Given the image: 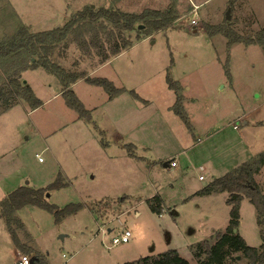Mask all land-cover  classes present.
Listing matches in <instances>:
<instances>
[{
  "label": "rangeland",
  "instance_id": "374dc122",
  "mask_svg": "<svg viewBox=\"0 0 264 264\" xmlns=\"http://www.w3.org/2000/svg\"><path fill=\"white\" fill-rule=\"evenodd\" d=\"M228 1L177 0L181 17L171 27L134 40L132 47L95 66L97 59L78 49L79 32L92 37L93 31L76 13L88 6L162 11L174 1L0 0V42L21 26L39 33L74 20L53 60L125 89L111 100L102 88L77 83L74 91L91 114L88 125L63 96L32 114L23 103L0 113V200L20 186L45 188L62 172L69 185L49 191L48 203L95 205L100 220L84 208L55 223L52 214L25 206L16 212L25 231L18 232L21 243L49 264H126L168 250L197 264L191 247L223 233L230 211L226 192H197L264 151V51L242 43L229 47L225 37L210 38L204 31L205 24L229 22L237 33L254 35L264 27V0H236L231 8ZM193 5L198 6L195 14L187 12ZM167 74L180 88L191 129L170 109L176 95L168 89ZM22 81L40 100L61 90L59 80L41 68L23 72ZM172 159L177 166L164 167ZM255 180L264 193V167ZM156 194L161 214L151 212L146 202ZM125 230L129 242L112 245ZM237 231L246 245L261 244L255 208L245 198ZM22 255L28 256L14 246L0 219V264H14ZM226 264L247 263L238 253Z\"/></svg>",
  "mask_w": 264,
  "mask_h": 264
},
{
  "label": "trees",
  "instance_id": "16d2710c",
  "mask_svg": "<svg viewBox=\"0 0 264 264\" xmlns=\"http://www.w3.org/2000/svg\"><path fill=\"white\" fill-rule=\"evenodd\" d=\"M165 10L145 9L140 13H125L121 10L100 8L93 9L91 6L76 13V19L90 24L93 35L87 36L79 32L80 41L78 49L87 57H95L97 64L101 65L109 59L133 46V41H141L151 37L156 32L168 29L180 18L177 0ZM236 0L229 1V8ZM190 10L188 9L187 12ZM142 25L143 29L138 27ZM75 21H68L63 27L34 33L28 26H21L16 33L0 42V113L12 108L17 103L26 104L30 110L38 109L43 102L35 95L32 88L23 84L22 73L28 70L43 69L46 73L55 76L61 85V95L65 98L66 105L74 110L81 119L91 121L90 111L85 109L81 101L72 90V85L79 80L87 84L102 88L109 99H114L125 92L123 88H117L113 82L106 78L90 77L86 72H72L58 63L52 56L55 50L72 33ZM204 31L210 38L223 36L227 39V45L234 44L257 45L264 51V27L252 36H243L233 30L231 23L221 25H204ZM136 35L132 39L131 33ZM230 77L228 70H226ZM168 89L173 91L176 99L171 111L178 116L191 129L186 113L182 107V99L179 96L180 88L177 82L166 75ZM132 97L143 104L134 91ZM129 155L133 146H128ZM264 167V151L256 158L243 163L235 171L214 179L209 185L203 186L197 194L207 195L211 192H226L228 197L226 205L230 207L229 222L223 233H218L213 242L202 241L191 247L192 255L197 264H226V260L232 254H241L247 264H264V193L255 180V176ZM69 185L62 172L57 174L55 180L45 188L33 189L29 186H20L6 197L0 200V219L4 221L7 231L14 246L24 254H28L31 264H49L48 261L33 248L21 243L18 232H25L24 225L16 216V212L25 207L33 206L53 215L55 223L64 218L77 214L84 208L92 213L95 221L97 217L95 205L84 203L68 204L63 208L51 205L47 201V194L52 190H59ZM122 197L119 200H123ZM247 199L255 208L257 226L261 244L258 247L246 245L237 231L239 223V205L243 199ZM102 202V201H101ZM149 210L161 214L162 200L159 194L146 201ZM126 264H190L186 259L179 256L176 250H168L155 256L140 258Z\"/></svg>",
  "mask_w": 264,
  "mask_h": 264
},
{
  "label": "built area",
  "instance_id": "2783aa9c",
  "mask_svg": "<svg viewBox=\"0 0 264 264\" xmlns=\"http://www.w3.org/2000/svg\"><path fill=\"white\" fill-rule=\"evenodd\" d=\"M191 25L195 26L196 22L192 20ZM168 165L170 168H175L177 166V162L175 159H172L171 161L168 162ZM194 171L196 173H200L201 169L199 167H196ZM198 178L199 181H204V176L200 175ZM129 238H130V232L125 230L119 237L112 239V245L126 244L129 242ZM14 264H31L30 257L26 255H22L16 259Z\"/></svg>",
  "mask_w": 264,
  "mask_h": 264
},
{
  "label": "crops",
  "instance_id": "0c3cea01",
  "mask_svg": "<svg viewBox=\"0 0 264 264\" xmlns=\"http://www.w3.org/2000/svg\"><path fill=\"white\" fill-rule=\"evenodd\" d=\"M230 1V0H229ZM229 1H228V4H229ZM191 3V2H190ZM190 8V7H189ZM197 9H198V6L197 5H193L189 10H190V12H192L193 11V14H194V12H196L197 11ZM180 14V13H179ZM180 17H181V15H180ZM176 22V21H175ZM98 69V68H97ZM96 70V69H95ZM89 76V75H88ZM91 77V76H90ZM81 81H83V80H79V81H77L75 84H73L72 85V90H73V92L75 93V91H74V86H76L77 85V83H79V82H81ZM30 86V85H29ZM31 87V86H30ZM34 92V91H33ZM75 95L77 96V94L75 93ZM56 96H62L61 95V90L59 91V92H57L56 94H54V95H52L51 97H49V98H43V100H42V102L44 103V105L46 104V103H48L50 100H52L54 97H56ZM77 98H78V96H77ZM79 99V98H78ZM79 100H81V99H79ZM81 103H82V100H81ZM83 104V103H82ZM43 105V106H44ZM83 106H84V104H83ZM85 107V106H84ZM182 107H183V105H182ZM86 109V108H85ZM33 111H35V110H30V111H28L27 112V114H32L33 113ZM185 111V110H184ZM186 113V112H185ZM187 114V113H186ZM83 122L85 123L86 121L84 120H82V124H83ZM89 123V122H88ZM86 124V123H85ZM86 125H88V124H86ZM164 165H165V163H164ZM164 167H167V168H170L169 167V165H168V162H166V166H164ZM93 217V216H92ZM94 218V217H93Z\"/></svg>",
  "mask_w": 264,
  "mask_h": 264
},
{
  "label": "water",
  "instance_id": "95a60500",
  "mask_svg": "<svg viewBox=\"0 0 264 264\" xmlns=\"http://www.w3.org/2000/svg\"><path fill=\"white\" fill-rule=\"evenodd\" d=\"M229 19H230V17H229V15H228V13H227V18H226V20L227 21H229ZM143 28V26L142 25H140L139 27H138V29L140 30V29H142ZM26 82L25 81H23V84H25ZM164 166H166V163H165V165ZM46 197H49V195H47ZM61 239L63 238L62 236L60 237Z\"/></svg>",
  "mask_w": 264,
  "mask_h": 264
}]
</instances>
